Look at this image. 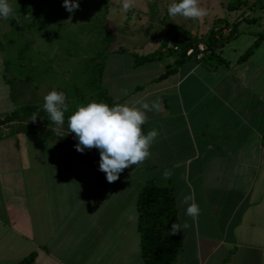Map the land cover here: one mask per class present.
<instances>
[{"label":"crops","instance_id":"obj_1","mask_svg":"<svg viewBox=\"0 0 264 264\" xmlns=\"http://www.w3.org/2000/svg\"><path fill=\"white\" fill-rule=\"evenodd\" d=\"M237 1L235 9L226 7L235 13L231 19L217 18L233 31L217 50L220 62L212 69L189 58L158 78L177 59L175 52L137 66L132 47L106 52L99 84L111 100L162 104L158 113H147L142 126L144 134L159 133L150 158L125 169L117 181L107 182L99 171L95 148L101 183L44 136L0 137V264H15L29 254L30 264H142L135 196L148 179L169 186L181 225L172 264H264V1ZM238 23L261 25L237 29ZM8 31L0 19V118L16 106L2 77L4 62L14 60L7 57ZM238 36H248V44L242 51L228 47L232 53L224 57V48ZM46 55L33 56L34 66L43 62L46 71L61 72ZM46 71L41 81L35 79L40 93L54 90ZM166 169L171 176L163 179ZM193 190L200 207L196 221L181 204Z\"/></svg>","mask_w":264,"mask_h":264},{"label":"rangeland","instance_id":"obj_2","mask_svg":"<svg viewBox=\"0 0 264 264\" xmlns=\"http://www.w3.org/2000/svg\"><path fill=\"white\" fill-rule=\"evenodd\" d=\"M26 1L9 0V3L16 14L17 5ZM257 1L262 3L264 0ZM73 2H78L79 8L70 13L63 7L64 0H56L57 12L42 16L44 26L40 31L28 28L20 31L19 35L11 32L5 35L8 45L7 57L11 60L15 59V52L21 50L26 44V48L21 50V59L23 63L32 67L29 72L28 66L19 68L14 65L8 66L6 76L15 78L30 73L31 84L36 86L35 79L42 80L47 66L43 62L34 66L33 56H44L47 53L46 56H49L51 60L53 58L56 60L53 61L56 64L55 67L61 71L52 73L51 69L47 70L46 73L49 72L50 77L48 83L55 91L65 93L66 101L70 106H72L74 93L79 92L85 97H91L90 66L93 61H96L93 57L102 51L107 34H110L111 38L106 43V51L119 47H132L137 54L155 47V43H158L167 26L176 28L177 34L186 31L189 39L197 42L211 27L218 30L225 28L221 24L222 21L219 22L217 18L229 20L235 15V13L227 12L226 6L240 5L237 0H199L200 6L206 10L207 15L201 19L192 20L168 15V6L179 0H135L134 8L128 12L122 10V0H73ZM239 9L242 8L239 7ZM258 25L261 23L249 24V27L244 23H238L237 29L248 27L253 30ZM178 36V39H181L183 35L179 33ZM247 41L249 42L248 36L236 37L235 40L228 42L222 55L227 57L229 53H232L228 47L234 50L241 47L242 51L248 44ZM41 42L48 48L38 47ZM170 55L173 56V54ZM65 58L67 64H63ZM28 59H32V62ZM48 83L44 85L47 86Z\"/></svg>","mask_w":264,"mask_h":264},{"label":"trees","instance_id":"obj_3","mask_svg":"<svg viewBox=\"0 0 264 264\" xmlns=\"http://www.w3.org/2000/svg\"><path fill=\"white\" fill-rule=\"evenodd\" d=\"M228 7V6H226ZM237 7V5H235ZM235 7H228V9H235ZM57 12L56 0H27L21 5H17V12L14 17L6 19L9 27V33L19 35L23 29H34L40 31L44 26L42 23V16L54 14ZM103 25V24H102ZM176 28L167 26L161 38L158 41L156 49L146 54H132V65L137 66L140 63L153 60L160 54H169L175 52L177 59L173 62L171 67H166L163 74L158 78L163 77L171 72L175 66L182 61L193 58L196 53L195 45L202 43L207 49L203 52L201 58L197 61L202 66L212 69L219 62L217 50L222 44L229 39L232 33H228L224 37L217 39L213 38L215 34L219 35L220 30L211 27L205 35L199 40L194 41L189 39L187 32H179L183 36H179ZM111 35L107 34L103 43L102 51L98 52L93 59L89 72V86L92 91L91 97H85L81 93H74L72 106L69 105L68 111L65 113V123L60 129L59 134L54 130L55 125L50 121L48 114L43 109V97L48 91L46 89L41 93L31 84L30 73L24 74L22 77L8 78L6 70L8 66L24 67L28 66L27 70L31 72L32 67L22 62L21 50L15 52V59L13 62H4V70L2 77L9 88L10 100L14 103L15 108L0 118V137L14 132H25L31 134H38L46 137L51 142L57 144L65 151L70 153L78 162L83 164L92 173L98 183H101L103 175L98 171L94 148L85 150L80 153L75 150V145L78 140L75 134L69 132L68 117L79 107L87 105L90 102H103L109 106L115 105L116 102L111 100L100 87L99 78L102 70L103 59L106 55V43L110 40ZM166 40L170 45L175 47V50L166 46ZM255 45V41L250 45L248 50L239 58L240 60L248 54L251 48ZM191 49L190 56H185L184 51ZM123 52L121 48L116 50ZM157 78V79H158ZM67 102V101H66ZM37 114L35 122L31 121L32 115ZM135 211H136V230L138 233V250L142 264H172L176 254L180 248L178 234L171 233V225L176 223L174 212L173 197L169 186H159L154 184L150 179L145 180L137 189L135 196ZM32 261V254L22 258L15 264H30Z\"/></svg>","mask_w":264,"mask_h":264},{"label":"clouds","instance_id":"obj_4","mask_svg":"<svg viewBox=\"0 0 264 264\" xmlns=\"http://www.w3.org/2000/svg\"><path fill=\"white\" fill-rule=\"evenodd\" d=\"M122 10L128 12L135 6V0H122ZM63 7L70 13L79 8L78 2L64 0ZM170 17L180 16L185 19L198 20L207 15L206 10L200 6L199 0H179L171 3L167 8ZM15 16V10L9 0H0V19ZM126 94V90H125ZM43 109L50 121L56 126L59 134L65 123V113L69 109L66 95L60 91H50L43 97ZM159 99L146 102L135 99L126 103H115L109 106L103 102H90L79 106L68 117L69 132L75 134L78 143L75 150L84 153L93 148L99 150V171L106 174V180L113 183L119 179L120 174L131 166H139L151 156L150 148L155 142L158 131L153 129L144 134L142 126L147 122L148 112L161 110ZM37 114H33L31 121L35 122ZM171 176L170 170H165L163 179ZM182 205H187L186 215L196 221L200 215V207L195 203L194 190L183 197ZM190 225L185 222L183 228ZM171 233L181 231V225L173 223Z\"/></svg>","mask_w":264,"mask_h":264},{"label":"built area","instance_id":"obj_5","mask_svg":"<svg viewBox=\"0 0 264 264\" xmlns=\"http://www.w3.org/2000/svg\"><path fill=\"white\" fill-rule=\"evenodd\" d=\"M230 32H231V28L230 27L222 28L220 30L219 35L215 34L213 38L217 39L219 37H224ZM166 46L171 48V49H173V50H175V47L171 46L168 40H166ZM195 49L197 51L193 55L192 59L195 60V61H198L201 58L203 52H206L207 49L205 48V46L202 43H197L196 46H195ZM190 54H191V49H187V50L184 51V55L185 56H190Z\"/></svg>","mask_w":264,"mask_h":264}]
</instances>
